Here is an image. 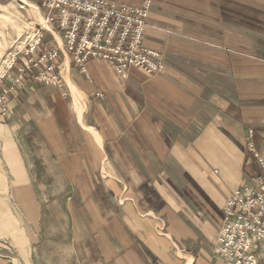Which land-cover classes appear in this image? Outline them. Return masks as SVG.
Listing matches in <instances>:
<instances>
[{
  "label": "crops",
  "instance_id": "1",
  "mask_svg": "<svg viewBox=\"0 0 264 264\" xmlns=\"http://www.w3.org/2000/svg\"><path fill=\"white\" fill-rule=\"evenodd\" d=\"M143 45L163 72H83L59 52L63 88L27 77L7 94L0 163L28 264H227L226 200L264 160V0H149Z\"/></svg>",
  "mask_w": 264,
  "mask_h": 264
},
{
  "label": "built area",
  "instance_id": "2",
  "mask_svg": "<svg viewBox=\"0 0 264 264\" xmlns=\"http://www.w3.org/2000/svg\"><path fill=\"white\" fill-rule=\"evenodd\" d=\"M40 5L56 46L41 48L42 26L30 27L32 36L25 40L24 57L16 61L13 58L0 75L1 80L15 66L0 94V116L7 111L3 105L7 94L27 77L63 88L59 52L83 72L90 60L109 62L121 77H126L130 68L149 75L165 70L162 55L143 45L149 0L139 7L110 0H40ZM255 156L260 171L253 179V187L243 194H233L225 203V220L214 251L227 264H256L254 248L264 239V160Z\"/></svg>",
  "mask_w": 264,
  "mask_h": 264
},
{
  "label": "rangeland",
  "instance_id": "3",
  "mask_svg": "<svg viewBox=\"0 0 264 264\" xmlns=\"http://www.w3.org/2000/svg\"><path fill=\"white\" fill-rule=\"evenodd\" d=\"M34 23L47 28L40 0H0V75L13 58L16 61L24 57L25 40L32 36L30 27ZM3 167L0 163V264H28V226L21 224L20 212L14 204V194L10 190L14 178L5 175ZM260 248L264 253V239ZM259 251L258 248L257 253Z\"/></svg>",
  "mask_w": 264,
  "mask_h": 264
},
{
  "label": "bare ground",
  "instance_id": "4",
  "mask_svg": "<svg viewBox=\"0 0 264 264\" xmlns=\"http://www.w3.org/2000/svg\"><path fill=\"white\" fill-rule=\"evenodd\" d=\"M34 8H35V6L34 5H32Z\"/></svg>",
  "mask_w": 264,
  "mask_h": 264
}]
</instances>
